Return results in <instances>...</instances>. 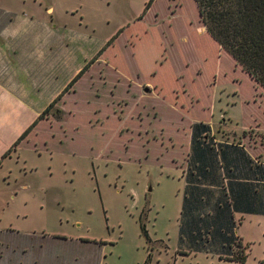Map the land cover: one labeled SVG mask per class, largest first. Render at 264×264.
Returning <instances> with one entry per match:
<instances>
[{
	"label": "rangeland",
	"instance_id": "rangeland-1",
	"mask_svg": "<svg viewBox=\"0 0 264 264\" xmlns=\"http://www.w3.org/2000/svg\"><path fill=\"white\" fill-rule=\"evenodd\" d=\"M149 1L0 0L20 14V37L45 35L28 26L33 17L84 33L100 51L117 37L105 51L107 84L97 70L95 87L67 94L0 165V264H241L221 259L210 235L182 241L183 206L194 216L217 208L183 171L198 122L210 123L214 145L240 142L264 163V89L207 34L194 0H155L140 20ZM33 45L13 52L39 75L48 67L30 57L50 49ZM68 73L45 74L36 112ZM234 220L244 264H264V214Z\"/></svg>",
	"mask_w": 264,
	"mask_h": 264
},
{
	"label": "trees",
	"instance_id": "trees-1",
	"mask_svg": "<svg viewBox=\"0 0 264 264\" xmlns=\"http://www.w3.org/2000/svg\"><path fill=\"white\" fill-rule=\"evenodd\" d=\"M155 0L146 4L143 19ZM201 21L209 36L248 74L257 86L264 89V0H194ZM117 37L109 41L100 56ZM95 57L38 117L19 138L20 144L36 128L47 113L70 92L74 84L98 59ZM246 132H244V135ZM212 127L198 122L192 126V141L188 167L183 171L191 189L200 184L209 189V202L217 206L214 213L194 214L183 206L181 239L187 241L200 233L211 236V243L221 259L244 264L245 249L237 234L234 213L264 214V163L256 161L238 143L214 145ZM16 144L14 147H16ZM12 151V150H11ZM8 154V153H7ZM191 197V196H190ZM203 197V196H202ZM190 200H188L189 204ZM199 216V218H197ZM236 233V232H235ZM218 238V239H217Z\"/></svg>",
	"mask_w": 264,
	"mask_h": 264
},
{
	"label": "crops",
	"instance_id": "crops-1",
	"mask_svg": "<svg viewBox=\"0 0 264 264\" xmlns=\"http://www.w3.org/2000/svg\"><path fill=\"white\" fill-rule=\"evenodd\" d=\"M47 11L52 15L55 12L52 7ZM23 15L26 16L25 14ZM15 16H20V14L12 10L0 9V165L3 160L9 158V156L17 151L18 148L14 151L11 150L13 149L14 144L19 140V137H21L34 123H30V119L31 121H35L36 115L39 117L51 104L49 102L44 103L43 108L45 109L42 112H36L35 107L39 104L40 100L35 98V90L40 89L42 86H45L46 82L50 81V78L45 75L49 72L50 68L54 66L55 68H63L65 71L68 70L69 76L67 82L70 84L84 70L87 64L101 52L99 48H91L93 44L88 40L90 37L84 33L72 29H63L56 24L53 25L51 23L52 20L49 21L45 17H33L28 24V26L33 29L43 31L45 33L44 36L28 35L20 37L15 35L14 29L20 27V24L14 25L13 23L12 17ZM60 31H67L68 33L60 34ZM85 36L87 39H85ZM20 42L24 46H29L34 43V45L38 44L36 47H39V49L45 47L50 49L45 53L41 50H35L33 52V58L30 57L32 64H40L44 67H48V69L43 68L39 70L44 73L40 72V74L37 75L35 69L32 68L31 71L24 68L21 62L15 57L13 49L15 45ZM84 42H87L86 47L88 49H85ZM105 51L98 56V59L88 68L85 74L74 84L70 92L67 94L71 92L77 93L78 88L81 87L84 82H89L92 87H95V84L97 85L100 82L96 79L95 72L97 70H99L98 78L102 80L101 82L103 84H107L104 70H106V65L108 66L106 62L108 58H105ZM85 53H87L86 56H84ZM103 63L105 67L101 66ZM100 75L103 76L100 77ZM133 85V82L129 81L128 87L130 89L133 88ZM68 86H66L65 89ZM115 88H117V85ZM59 95L56 94L54 98L50 96L47 98V101H53L57 99ZM21 120H23L22 124ZM231 121L233 120L231 119ZM256 129L264 130L260 124ZM244 130L245 129H242V131ZM30 134L26 139L30 137Z\"/></svg>",
	"mask_w": 264,
	"mask_h": 264
}]
</instances>
